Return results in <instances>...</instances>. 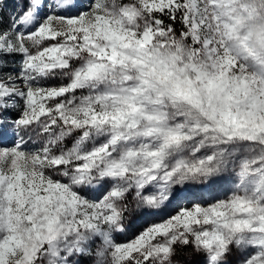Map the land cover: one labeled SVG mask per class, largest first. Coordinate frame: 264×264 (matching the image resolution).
Segmentation results:
<instances>
[{
  "label": "snow or ice",
  "instance_id": "1",
  "mask_svg": "<svg viewBox=\"0 0 264 264\" xmlns=\"http://www.w3.org/2000/svg\"><path fill=\"white\" fill-rule=\"evenodd\" d=\"M0 264H264V0H0Z\"/></svg>",
  "mask_w": 264,
  "mask_h": 264
}]
</instances>
